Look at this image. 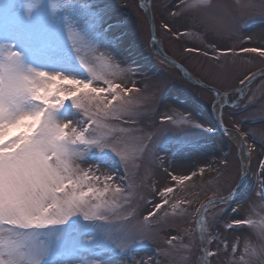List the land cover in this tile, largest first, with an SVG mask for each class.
Instances as JSON below:
<instances>
[{
    "label": "snow or ice",
    "instance_id": "6c2138e0",
    "mask_svg": "<svg viewBox=\"0 0 264 264\" xmlns=\"http://www.w3.org/2000/svg\"><path fill=\"white\" fill-rule=\"evenodd\" d=\"M0 3L22 11L30 22L13 24L0 19V264H155L151 259L137 261L136 247L141 237L171 227L168 213L157 216V212L169 203L173 187L154 189L162 203L154 204L156 211L149 212L143 220H128L123 227H110L114 213L105 196L113 185L115 193L122 191V181L114 174L118 170L96 163H88L87 168L81 165L98 150L114 156L126 168L129 146L135 143L141 152L158 150L156 160L164 179L182 184L197 173L174 175L178 168L159 152L167 151L170 145H176L177 151L186 144L196 147L198 142L180 136L165 137L161 129L138 137L116 126L134 110L126 96L133 89L110 80L104 81L106 86L95 84L99 77L82 55L85 50H98L97 44L103 39L102 9L88 4L78 9L70 0H53L50 6L42 0ZM168 6L160 5L163 9ZM210 6L211 0L185 2L188 9ZM79 10L87 12L94 22L85 21L80 27L78 21L70 19ZM148 11L151 13V8ZM36 13L40 15L34 20ZM149 23L154 25L155 18ZM163 28L172 35L179 33V29L173 33L167 22ZM186 51L195 54L200 49L190 47ZM240 51L264 56L261 48L244 47ZM209 52L217 58L215 47L209 46L202 54L208 57ZM230 52L236 54L235 46ZM255 78L253 75L246 79L250 84ZM209 91L217 97L221 95L216 89ZM164 108L163 121L171 122L169 131L178 132L183 127L214 131L203 123L194 124L191 114L180 113V119L174 120L170 114L174 109L167 105ZM233 135L239 140L242 158L250 160L255 148L247 143V138L255 133H241L237 127ZM261 148L264 150V143ZM224 164L227 166L229 160L225 159ZM258 167L264 176V160ZM248 174L249 167L241 163L236 172L237 183L228 195L210 199L201 209L206 212L229 204ZM260 196L264 198V180ZM245 223L250 222L224 220V225L232 229ZM206 227L202 224L200 231L202 239L210 243L204 235ZM260 235L264 237V227ZM178 239L172 236L167 243L171 245ZM244 252L249 257L247 261L240 257L244 264H264L261 245H247ZM205 255L216 253L205 251Z\"/></svg>",
    "mask_w": 264,
    "mask_h": 264
},
{
    "label": "rangeland",
    "instance_id": "374dc122",
    "mask_svg": "<svg viewBox=\"0 0 264 264\" xmlns=\"http://www.w3.org/2000/svg\"><path fill=\"white\" fill-rule=\"evenodd\" d=\"M143 1L150 3L155 32L166 53L185 66L194 78L229 91L239 85L238 79L247 72L264 68V56L259 52L239 53L244 47L264 49V0H211V6L201 10L185 8L186 0H70L78 9L88 4L104 13L103 39L97 44L98 50H85L82 54L99 77L94 83L106 86L104 81L110 80L121 83L122 88L133 89L126 96L134 110L116 122V126L132 131L138 137L161 129L165 137L180 136L192 143L198 142L196 147L186 144L177 151L176 145H170L167 151L159 152L178 168L174 175L197 173L182 184L164 179L156 160L158 150L141 152L137 144H131L126 168L107 152L97 150L91 153L81 167L87 168L91 163L110 166L111 170H118L114 174L122 181L120 193H115L113 185L105 196L114 213L109 226L123 227L128 220L133 223L143 220L149 212L156 211L154 204L162 203L154 189L173 187V193L168 195L169 203L157 212V216L165 211L168 213L171 227L141 237L135 259H151L155 264H203V250L196 230L197 214L205 200L228 193L237 183L236 172L241 164L237 140L232 134L222 132L215 123L212 111L215 95L187 82L179 68L151 50V31L142 8ZM52 2L42 0L44 5L50 6ZM164 3L169 5L167 9L160 7ZM39 15L36 13L34 20ZM0 19L13 24L30 23L24 19L22 11H14L8 3H0ZM70 19L78 21L80 27L85 21L94 22L83 10L74 13ZM166 22L173 33L179 29L178 35L163 28ZM209 46L215 47L217 58L214 59L211 52L208 57L203 56ZM233 46L235 55L230 52ZM190 47L200 51L189 54L186 49ZM243 92L246 97L241 102L229 106L230 97L226 96L224 102L227 104H218L224 105V125L239 127L241 133H255L254 137L247 138V143L252 144L255 151L251 153L249 174L243 189L229 204L205 212L211 241L208 248L216 253L210 257L209 264H244L240 257L243 256L244 261L249 259L244 252L245 246L264 243L260 235V229L264 227V198L260 196L264 176L260 175L258 167L264 160L261 148L264 143V75H256ZM164 105L174 109L170 113L174 120L180 119V113L191 114L194 124L203 123L215 130L205 132L195 127H183L178 132L169 131L171 122L163 121ZM225 159L229 160L227 166ZM226 219L250 223L232 229L224 225ZM172 236L179 239L170 245L167 241Z\"/></svg>",
    "mask_w": 264,
    "mask_h": 264
},
{
    "label": "water",
    "instance_id": "95a60500",
    "mask_svg": "<svg viewBox=\"0 0 264 264\" xmlns=\"http://www.w3.org/2000/svg\"><path fill=\"white\" fill-rule=\"evenodd\" d=\"M142 8L148 18V21L152 18V12L149 13L148 9L151 8L150 7V3H148L147 1H143L142 2ZM149 27H150V31H151V48L157 52L160 56H162L164 59L168 60L170 63H172L174 66H176L177 68L180 69L183 77L189 81L190 83L192 84H196L198 86H201L203 88H206V89H209V88H213V89H216L215 87H212V86H209L199 80H196L194 79L191 74L185 70L179 63L176 59H174L172 56H170L169 54H167L163 48V45L161 44L160 40L158 39L157 35H156V32H155V27L153 24H150L149 23ZM183 69V70H182ZM185 71L188 73V76L186 77L185 76ZM205 85H207L208 87H204ZM220 94L222 93L220 90L216 89ZM226 95V94H225ZM217 121H220V118L218 117ZM221 125V121L219 123ZM222 129L224 131H229L230 129L229 128H225V127H222ZM244 164H246L248 167H249V160L246 158V162H243ZM247 179V177L241 181L240 183H244V181ZM239 187V184L237 185ZM240 189V187H239ZM239 189L237 190V192L239 191ZM228 195V194H227ZM213 199V198H211ZM210 200V199H209ZM209 200H207L204 204H206ZM202 213H204L205 215V210L204 209H201L200 210V217L198 218V223H197V229H198V232H199V235H200V239H201V242L204 243L205 240L202 239V235H201V226H200V218L203 219L205 221V217L204 215H202ZM205 224H206V221H205ZM204 235L207 236V233L204 232ZM207 260V264H208V260H209V257H206V255L204 256V264H205V261Z\"/></svg>",
    "mask_w": 264,
    "mask_h": 264
},
{
    "label": "flooded vegetation",
    "instance_id": "af4514ba",
    "mask_svg": "<svg viewBox=\"0 0 264 264\" xmlns=\"http://www.w3.org/2000/svg\"><path fill=\"white\" fill-rule=\"evenodd\" d=\"M239 95V89L238 88H234L230 93H229V97H230V102H233L236 100V97ZM239 102H241V100H239Z\"/></svg>",
    "mask_w": 264,
    "mask_h": 264
},
{
    "label": "bare ground",
    "instance_id": "6f19581e",
    "mask_svg": "<svg viewBox=\"0 0 264 264\" xmlns=\"http://www.w3.org/2000/svg\"><path fill=\"white\" fill-rule=\"evenodd\" d=\"M246 83H248V81H247ZM246 83H245V84H246ZM232 136H233L234 139H236L237 141H239L238 138L235 137L233 134H232Z\"/></svg>",
    "mask_w": 264,
    "mask_h": 264
},
{
    "label": "clouds",
    "instance_id": "9594fccd",
    "mask_svg": "<svg viewBox=\"0 0 264 264\" xmlns=\"http://www.w3.org/2000/svg\"><path fill=\"white\" fill-rule=\"evenodd\" d=\"M262 238H264V237H262ZM261 247H264V243L261 244Z\"/></svg>",
    "mask_w": 264,
    "mask_h": 264
}]
</instances>
